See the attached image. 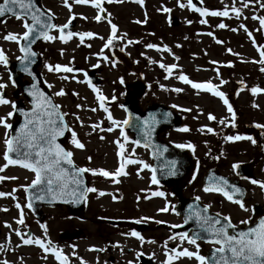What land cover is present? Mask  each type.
<instances>
[{
	"label": "rangeland",
	"instance_id": "1",
	"mask_svg": "<svg viewBox=\"0 0 264 264\" xmlns=\"http://www.w3.org/2000/svg\"><path fill=\"white\" fill-rule=\"evenodd\" d=\"M55 1L53 0L52 3H56ZM57 1L64 2V0ZM199 1L209 11H228V16H201L200 13H193L194 10L188 7V0H143L142 4L137 0H101L103 11L93 7L89 0L88 3L73 2L70 10L55 11L59 23L65 21L69 15H74L80 19L81 29L93 34L83 41L75 38L67 43L59 44L55 41L50 44L52 52L57 51L61 54L59 60L64 59L62 67L67 66L73 69L72 72L57 71L55 74L52 70L48 76L52 81L51 89L60 88L64 92L63 95L57 96L62 109L66 110L65 113L71 127L66 146L73 153L74 161L82 168L114 172L122 162L121 156L118 155L121 152L119 145L122 144L124 159L143 162L125 164L126 175L115 178H106L99 174L86 172L90 187L97 189L96 192L89 194L90 207L98 208L99 211H97L101 216L104 214L112 220L125 219L130 213L131 223L127 221L130 231L127 230L126 237L118 234L110 237L117 244L124 246L121 252L123 254L116 253L114 263L109 261L107 255L101 258L93 254H84L83 246L88 245L93 248L97 244H102V241L91 235L83 241H62L60 235L68 227L79 224L68 217V211L64 207L45 209L47 218L43 222H38L27 208L25 195V188L34 179V173L19 165L9 164L3 171H0V177H4L0 179V192L7 194L0 196V264H5V261L7 264H60V261L50 251L45 252L35 244L24 245L21 236L16 235L17 231L22 234L23 238L33 240L40 238L45 242L47 239L52 240L58 245L59 251L67 259L68 264H141L140 254L144 255L146 264H169V256L173 257L170 264H199L194 257H177L172 251L175 249L179 252L186 248L195 252L197 248L187 243L186 240L182 241L179 238L180 235L170 239L172 233L169 227L182 221L181 216L174 209L176 200L170 198L166 190L159 191L164 193L163 196L155 195L149 198L150 192H153L155 188L152 187L151 164L148 163V168L144 167L145 155L140 147L131 142V134L124 133L127 140L121 136L120 127L125 119L124 113L118 110L117 104L114 113L100 112L99 106H95V101L85 93L83 86L77 85L74 81V77L81 79L75 71L90 69L94 63L103 65L104 72L107 73L106 65L101 62L104 58L102 54L109 55L112 61L111 48L117 49L130 60L132 69L129 78L131 81L140 79L148 84L146 98L153 96L159 100L165 98L164 102L177 110L208 111L211 115L213 113L217 115L216 117L219 118H215L217 123H221L222 120L225 123H232L229 122L232 116L226 114L227 106L222 100L214 99L209 92L193 89L179 77L186 75L193 82L204 83V80L198 79V74H203L202 77L208 78L210 71L201 69L194 71V63L203 65L205 61L211 60L225 64L226 61L236 60L239 64L231 72L230 69L228 71L222 69L233 81L227 85L226 92L244 83L246 88L237 95L235 108L248 109L249 112L252 109H258L264 114V91L256 94L251 92L253 87L264 90V71H261L264 64L259 62L260 52L264 51V28L261 27L258 19L264 17V0ZM233 7L240 10L239 15L232 12ZM97 15L101 16L99 21L95 19ZM170 19H176L178 22L172 24ZM201 20L206 22L202 24ZM22 23V20L10 18L0 24V50L13 60L21 57L20 41L17 43L6 40L4 37L8 34L22 35L25 31ZM221 23L226 27L220 28ZM113 24L117 26L115 34L111 29ZM109 39L112 43L105 47ZM48 44L42 42L40 46L47 47ZM149 44L156 47L149 48L147 47ZM165 47L168 51L163 50ZM229 49H231L230 52ZM53 60L55 58L50 55L47 59L49 66H53ZM111 65L116 67L110 68ZM171 65H176V67L169 71L168 66ZM108 67L111 72L105 75L111 78L110 80L107 78L109 83L105 87L110 89L113 78L119 72V67L115 62H111ZM3 77L5 80L6 75ZM235 80H238V84ZM210 82L217 89L224 90L217 82ZM178 88L182 91H175ZM241 88L237 90L240 91ZM179 96L181 99H178ZM209 114L193 117L198 123L205 125L210 123ZM109 115L115 121L120 122V126H114L108 119ZM250 115L252 116V112ZM225 123L222 124L225 125ZM97 124L99 128L94 129L93 126ZM109 127L113 129L111 132L106 131ZM72 132L76 133L77 138L84 145L83 149H78L71 143ZM6 134H10L9 130L6 131L4 127H0V167L7 164L3 158L6 151L4 143L7 138ZM229 143L227 148L230 153L237 152L236 150L241 147L239 142ZM101 192L104 195H100ZM145 194L150 199L149 201L139 199ZM190 194L198 195L203 202L210 204L212 209L221 210L234 222L241 223L242 216L246 215L242 211L247 210L249 206V203L243 202L244 207L242 208L219 193L205 192L200 180H196L192 185ZM17 205L20 207L18 208ZM165 208L168 210L161 211ZM21 219L23 223H18ZM140 222L153 223L149 226L154 227V231L140 233V238L133 236L131 233L135 232ZM41 225L45 227L42 228ZM93 225L90 228H93ZM28 230L33 233V236L27 237L26 231ZM149 235H157L158 238L149 239ZM161 241L162 245H160ZM197 244L199 254L205 256L211 244L201 241H197ZM107 246H110L112 250L118 249L110 243H107Z\"/></svg>",
	"mask_w": 264,
	"mask_h": 264
},
{
	"label": "flooded vegetation",
	"instance_id": "2",
	"mask_svg": "<svg viewBox=\"0 0 264 264\" xmlns=\"http://www.w3.org/2000/svg\"><path fill=\"white\" fill-rule=\"evenodd\" d=\"M41 2L46 9H48L54 14L55 19L57 21L56 23L57 26H62L65 23H67L70 19H73L74 26L71 29H76L77 31L86 33L81 29L80 19H78L74 15H69L65 21H62L60 23H59V19H57L56 17L57 16L55 12L56 10L72 9L73 7L72 3L73 2L76 3L75 0H67V6L65 5V0L64 2L56 0L55 1L56 3H52L53 0H41ZM192 4H193V0H192ZM198 6L200 8L206 9V6H204L200 1L198 2L197 7ZM174 22L176 24V22L178 21H176L175 19ZM49 35L55 37V39L44 40L43 41L44 43H49L47 47L42 45L40 46L42 42L37 46L38 51L41 55V62H40V66L38 67V70L42 74L43 82L46 84L47 89L53 92L54 97L58 102L59 100L56 93L60 92L61 89L60 88H57V90L51 89L50 84L52 81L48 76L51 73L49 74L50 70H49V63H47V59L50 55H52V57L55 58V60H53L54 61L53 67L55 65L63 66L64 59L59 60L61 54L57 51L52 52L53 49L50 48L51 47L50 44H52L55 41H57L59 44L67 43L68 41H72L75 38L80 39V37L79 35H75L71 38H67L66 41H62L59 38L60 32L55 28H53L49 32ZM88 37L89 36H86L84 39H87ZM111 49H112V58L114 61L113 60L111 61L110 56L107 54H102L104 58L101 59V62H103L106 65L107 73L104 72L103 65H100L99 63H94V66L91 67L90 69H78L77 71H75L78 76L79 75L81 76V79L80 78L75 79L76 77H74V81L77 83V85L83 86L85 93L88 94V96L95 101V106L98 107L99 105L98 103L100 102L99 100H97V95H103L105 97L103 103H104V108H106L107 111H104L103 108L100 109L98 107L100 109L99 110L100 112L107 114L114 113L115 105L117 104L118 110L122 112V114L124 113L126 119L127 113L123 107V102L126 96V83L131 82V79L129 78L130 77L129 73H131L132 66L130 60H129L130 65H128V61L126 62L124 59L119 58L121 57L122 53L118 52L117 53L118 55L115 56L114 50L117 49H113V48ZM41 53H43V55ZM7 60L9 61L6 64L4 62H0V82L6 81L0 83L4 85L3 88H0V95H2L3 98H5L6 100L10 101V103L0 105V117H6L9 112H12L13 113L12 116L10 118H7L6 120L7 123L12 125L16 120L14 114L15 109L13 108L12 105L14 104L15 107L16 105H20V106L23 104L28 105L27 99L23 94V86L25 84L32 83L33 78L30 76H24V75L21 76L20 72H15V68L12 65V62L16 61L17 59L13 60L9 58ZM111 62L117 63L119 67L118 70L119 72H117V75L115 76V78H113V82L111 83L110 86L111 90H110L107 89V87L105 86L106 85L108 86L111 77L109 78L105 74L111 72L110 68L116 67L114 65H111V67L109 68L108 66L109 64H111ZM202 62L204 63V61ZM238 64L239 61L236 60L226 61L225 64L223 63L221 64V61L214 62L211 60H208L207 62L205 61V64L203 65L198 63L193 64L194 71H197V69L210 71V76L208 78L202 77L203 74H198V79L199 80L201 79L200 81L202 80H204L205 82L215 81L218 84H220V88L224 89L223 91H221L216 87L218 91H221L225 94L226 98L229 101V104L233 108V112L235 113V120L233 121V119H231L229 120V122L234 123L235 127H232V123H225V125H223L222 123H217L216 119L219 118L216 117L217 115H214V113L212 114V116H214L216 119L209 120L210 123L203 125L201 123H198L193 116L195 115L206 116L209 114L208 111L201 112L200 110H191V109L177 110L171 106L182 119L181 121L182 124L180 122L179 125L184 124L185 125L184 128H187L188 131H182V129L184 128L181 129L175 127L163 128L158 133L157 140L165 144V146L185 145V147L183 148L187 149L195 157L196 163H195L194 175L189 181L184 182V184L180 186L175 185L174 187H168L160 183H155V184L153 183L152 187H155L156 189L153 188L154 190L153 192H150L149 198L155 196L153 195V193L162 190H166L171 196L170 198L176 201L178 200L177 196L179 195H181L183 198L193 197L196 194H190V190L192 189V185L195 183V181L200 180L202 185V180L203 177L206 175V173H208L209 171H213L214 173H217L221 176H226L228 179H230L235 188H244L245 195L242 200V203L243 202L249 203L247 210L242 211L243 213L246 214L242 216L243 218L242 221H245L246 223H239L237 221L235 222L233 221V222L236 226H245L264 217V189H262L259 186V184L251 183V180L264 182V127H256V125H264V114L261 113L258 109H252L251 111L252 116H251L250 115L251 112H249L248 109L244 110L239 107L235 108L236 105L235 99L237 98V95H239V93L246 88L244 83L240 84L239 87H242L240 91L237 90L239 87L236 88L234 86L233 88H231L226 92L227 85L233 83V81L231 80V78L227 76L226 73L223 72V70L226 69L228 71L230 69L231 72L235 67L238 66ZM53 70H54V74L57 73L55 68ZM91 73L92 75H90ZM4 75H6L5 80H3ZM107 78H109V80ZM235 83L238 84V80H235ZM93 88L97 89V91L94 92ZM148 89L149 86L146 90L145 96L142 98L141 101L140 110L142 112H146L148 105L154 102H161L165 105L170 106L169 104L164 102L165 98H162V100H159V98H155V96L146 98L148 95ZM209 94L214 99H218L221 101L219 97L214 96L211 93ZM178 99H181V97L179 96ZM59 105L61 106L60 103ZM5 109L6 112H4ZM225 111L227 115L232 116V114L229 113L227 109H225ZM64 112H66V110H64ZM251 117H253V119ZM0 127H4V126L0 125ZM209 128L213 129V132H208ZM9 129L5 128L6 131ZM235 135L250 136L253 138V140H255V143H252L250 140L247 139L238 140V141H227L225 139L226 136H235ZM131 141L133 143V136H131ZM229 142H239V144L241 143V147H239L236 150L237 152L230 153L227 148L228 145L230 144ZM188 144L193 145V147L188 148L187 147ZM135 145H138V147H140L143 154L145 155L144 158L146 165H148V163L151 164L150 173L153 176L154 159L152 157L151 149L148 146H145V144L142 145L135 144ZM233 165H238V167L233 168ZM146 195L147 194L141 195L139 199H142L143 201L144 199L145 201H149L150 199H148V196ZM208 205L211 206L210 204ZM59 207L65 208V206H59ZM175 208L176 205L174 206V209ZM97 210L99 211L98 208L90 207V204H87L86 212L82 216L72 215L67 210L69 215L68 217L72 220L77 221L79 224H75L71 227H68V229L65 230L64 233L60 235V238L62 239L63 237H65V240L62 239V241H67V242L73 241L72 239L70 240V238L75 239V241H83L86 238H88V236L90 237L91 235L95 239L101 240L102 244H97L96 247L93 248L92 246H88V245L83 246L82 250L84 254H88V255L93 254L101 258L107 255L109 261L111 260L110 262L114 263L113 261L115 260L116 253H121L123 251L122 248L124 246L117 244L115 241H113V239H110V237L115 234H118L120 236L123 235L126 237L127 235L126 232L130 228L128 223H131L132 217H130V213H128L125 219L112 220L110 217L104 216V214L101 216L100 212H98ZM214 211L222 213V211L219 209H216ZM32 216L35 218L33 213ZM90 223H93L94 225ZM150 223L140 222L139 227L135 229V232L140 234V233H145V231H149V233H152L154 231V227L149 226ZM176 224H179V222ZM91 225H93V228H90ZM150 225H153V223H151ZM155 230L157 229L155 228ZM169 230L172 233L170 239L178 237L173 233L172 226L169 227ZM26 235L28 237H31L33 236V233L28 230L26 231ZM149 237H150L149 239H152L153 237L158 238L157 235L154 236L149 235ZM164 241H166L165 238ZM48 242L49 241L47 239L45 242L46 245ZM107 243L112 244L114 248L117 247L118 249L112 250L110 246H107ZM51 244L59 250V247L56 243L54 244L51 243ZM160 245H162V241ZM101 249H103V251H101ZM143 256H144L143 254L139 255L140 262L141 264H146L147 261Z\"/></svg>",
	"mask_w": 264,
	"mask_h": 264
},
{
	"label": "snow or ice",
	"instance_id": "3",
	"mask_svg": "<svg viewBox=\"0 0 264 264\" xmlns=\"http://www.w3.org/2000/svg\"><path fill=\"white\" fill-rule=\"evenodd\" d=\"M76 3H88L89 0H75ZM139 3H143V0H137ZM93 7L103 11L101 8V0H91ZM65 5L67 6V0H65ZM183 7V5H181ZM188 7L192 8L194 11L200 13L201 16L211 15V16H228V11H209L204 8L195 7L192 4V0H188ZM168 11V9H165ZM232 12L239 15L240 10L233 7ZM5 14H11L18 20H22V26L25 28V31L22 35L18 34H8L4 37L6 40H12L19 43L22 39L24 41H30L33 33H37L36 38L43 37L45 40H53L55 37L48 34L49 29H57L60 32V39L66 41L67 38H71L75 35H79L80 40L83 41L86 36H92V33H75L68 31L65 33V29L69 28V23H65L62 26H57L49 23L47 20H42L41 17L45 15L40 8L36 7L34 0H3V3H0V17L5 16ZM30 18L31 23H28ZM257 19V17H253ZM97 21L101 19L100 15L95 17ZM259 23L262 28H264V17H259ZM206 21L201 20L200 23H205ZM220 28L226 27L223 23L219 25ZM243 27V26H242ZM112 33L115 34L117 31L116 25H111ZM235 31L236 29H232ZM247 31V29H245ZM211 35V33H209ZM251 35V34H249ZM112 43V40L109 39L105 47H108ZM220 43V41H217ZM149 48L156 47L155 45H147ZM164 51H168L165 47ZM21 51L25 53L23 60H27L30 55H35L30 52V49L27 47H22ZM229 52L231 49L228 50ZM260 63L264 64V51L260 52ZM0 62L7 63L6 57L2 50H0ZM161 67H165L161 65ZM176 65L168 66V70L171 71L172 68H175ZM56 71L63 72H72L73 69L67 66H54ZM26 70V69H25ZM49 70H53V66H49ZM261 71H264V68H261ZM67 77H65L66 79ZM179 79L185 84L191 85L193 89L203 90L209 92L214 96L219 97L223 103L227 106V111L232 114L233 121L235 120V113L233 112L232 106L229 104L228 99L225 94L216 89V86L211 82L197 83L191 81L186 75H180ZM91 86V85H90ZM4 85L0 84V88H3ZM93 91L97 89L93 88ZM179 92L182 89H175ZM264 91L258 87H253L251 92L253 94ZM57 95H63L64 92L61 90L56 93ZM29 95L33 97V109L30 113H22L25 116V121L20 127L16 130L15 135L6 134V139L4 143L6 145V151L3 154V158L7 161L3 167H0V171H3L5 167L9 164L19 165L25 169H28L34 173V179L31 181L29 187L33 189H40L39 194L35 195V199L43 200L45 196H50L53 200L63 199L66 202L76 203L80 200L86 198L89 192H96L97 189L94 187H84L83 179L81 178V173L92 172L94 175L99 174L103 177H119L121 175H126L124 171L125 164L130 163H143L142 161H134L131 159H124L123 145L120 144L119 147L121 152L118 155L121 156L120 166L114 171L109 172L104 169L95 170L88 168H72L65 167V165L72 166L73 160L71 159L73 153L71 151L65 150L59 143L56 142L57 137L64 135L65 125L63 122V116L57 111L58 106L53 104L52 100L43 92L40 91L36 85L32 86V91L29 92ZM97 100L100 101V107L107 111L104 108L105 97L103 95H97ZM10 101L3 98L0 95V105L9 104ZM15 109V105H12ZM80 107V105H77ZM95 111V109H93ZM12 112H9L6 117H0V125H3L6 129L12 127L11 124L7 123V118L12 116ZM108 119L112 122L114 126H120V122L115 121L111 115L108 116ZM209 120L215 119L214 116L209 114ZM59 122V123H58ZM155 117H151L150 120L143 121V127L145 129V137H147L151 131L153 124L155 123ZM128 120L122 122L123 125H127ZM225 123V121H221ZM232 127H235V124L232 123ZM256 127H264V125H256ZM93 128H99V125H94ZM103 130V129H102ZM113 129L109 127L106 131L111 132ZM182 131H188L187 128L182 129ZM121 136H124L123 127H120ZM208 132H213V129L209 128ZM125 140L127 137L124 136ZM103 139V137H101ZM227 141H238V140H250L252 143H255L250 136L235 135V136H226ZM71 143L78 149H83L84 145L79 141L75 132H72ZM135 143H139L136 141ZM147 146V144L145 145ZM177 147L183 148L185 145H177ZM188 148H192L193 145L188 144ZM148 168V165H144ZM238 167V165H233V168ZM14 178V177H13ZM4 179V177H0ZM114 182H118L115 181ZM152 183H158L156 176H152ZM253 184H259V186L264 189V182L257 180H251ZM229 189L233 194L242 192L239 188H235L228 184L223 178L209 177V186L204 188L205 192H219L222 193L227 199L239 204L242 208L243 203L240 199H233V194H230ZM27 190V189H26ZM6 193L0 192V196H5ZM100 195H104L103 192ZM153 195L163 196L164 193L156 192ZM115 199V197H113ZM199 199V198H197ZM31 203L28 207L31 208ZM19 208L20 206L17 205ZM191 207V206H190ZM168 209H162L161 211H167ZM204 213L201 214L200 211L195 212L196 221L199 225L201 231L194 232L193 235L189 236L187 233H182L180 239L182 241L186 240L187 243L196 246L197 251H189L188 249H183L182 251L177 252L175 249L172 251L175 253V256H185L188 258H195L199 264H264V219H261L257 227L249 228L246 231H236L234 234H230L229 229H235V225L230 222V218L224 217L223 220L227 221L222 222L221 219L217 217H212L207 215V208L202 210ZM139 222V221H137ZM187 222V221H186ZM18 223H23V220H19ZM157 223H160L157 221ZM241 223H246L242 221ZM44 228V225H41ZM133 236L140 238L139 233L132 232ZM17 236H21L22 242L24 245L35 244L38 245L45 252H51L55 258L60 261V264H68L67 259L62 255V253L48 242L47 245L43 239L37 238H23L22 234L17 231ZM207 237V242L212 243L214 247L212 252V258L209 260L207 257L199 254V245L197 244L198 240L205 239ZM171 238V237H170ZM103 251V249H101ZM173 257H168V262L172 261ZM5 264L7 262L5 261Z\"/></svg>",
	"mask_w": 264,
	"mask_h": 264
},
{
	"label": "water",
	"instance_id": "4",
	"mask_svg": "<svg viewBox=\"0 0 264 264\" xmlns=\"http://www.w3.org/2000/svg\"><path fill=\"white\" fill-rule=\"evenodd\" d=\"M0 3H3V1H1ZM195 3L197 4V2ZM34 4L36 7L40 8L41 11L45 13V15L41 17L42 20H47L49 23L55 24L53 16L42 7L40 0H34ZM11 16H12L11 14H5V16L0 17V22ZM27 22L31 23L30 18L28 19ZM37 35H38L37 33H33L30 41H24L21 39V48L27 47L30 49V52L34 53L35 55H30L27 60H23L22 58L25 56V53L22 52L23 57L20 58V60L17 63H15V67L16 69L22 70L23 73L25 72L31 75L34 78L35 82L33 84L24 86V94L28 97L31 107L24 108L19 106L16 108V115L18 119L13 124L11 135H15L16 130L20 127L21 124L24 123L25 116L22 113H30L33 109V97L29 95V92L32 91V86L34 84L40 91H43L52 100L53 104L57 105L54 101L53 95L45 89L41 75L34 71L32 72L33 67L39 63L38 53L34 50V46L40 40L44 39L43 37L36 38ZM28 66H30L31 69L25 70V68ZM128 87L132 88V90L129 89L127 91L126 99L125 102L123 103L124 107L127 110L128 121H129V123L125 125V127L128 128L134 134V141H139V143L141 144H147V146H150L152 150V156L154 157V161H155L157 180L159 182L168 185L182 184L184 180L189 179L191 176L194 167V159L191 156H189V154L186 156V153H184L182 150H179L177 148H172L170 146H165L164 144H161L157 140V135L161 129L165 127L178 126L177 123H179L180 121L179 116H177V114H175L171 108H168L161 104H152L147 107L146 112H142L139 108V98L142 97L143 94L145 93V86L137 82V83H131L130 85H128ZM57 111L63 116V122L66 127H65L64 135L57 137L56 142L59 143L65 150H67L64 145V141L69 127L65 119V116L63 115L59 106ZM151 117H155L156 122L153 124L149 135L145 137V129L143 127V121L150 120ZM159 148L161 149V152H159ZM65 167H69L70 170L72 168H80L74 163V161L72 166L65 165ZM173 175H175L176 177L175 178L170 177ZM209 177L223 178L228 182L229 185L233 186L232 182L228 180V178L217 175V173L210 171L207 173V175L203 180L204 188L206 186H209ZM81 178L83 179V186L88 187L85 173H81ZM29 186L27 187L26 190L28 204L31 203L32 205L31 208L34 210V212L40 219H42V215L39 214V210H41L43 206H57L60 204H65L74 214H82L85 210L86 198L76 203L66 202L63 199L53 200L50 196H45L43 200H38L35 199L34 197L36 194H39L40 189L39 188L33 189ZM240 190L242 192V195L240 193L233 194L231 192V189H229V192L230 194H233V197L241 199V196H243L244 193V189H240ZM204 208H207V215L212 217H217L221 219L222 222L225 223L227 222L223 220L224 218L223 215L210 211L209 207L203 204L199 199H197V197L187 200H184L181 197H179V202L177 204L176 209L182 215L183 224L177 228V231L181 234L189 233L191 231V235H193L194 232L201 231V234L204 235L202 230L199 228L195 215H193L195 212L198 211H200L201 214L203 215L204 213L202 212V210ZM259 222L260 220L256 223L250 224L245 227H237V228L235 227V229H229V232L230 234H234L236 231H241V230L246 231L249 228L257 227L259 225ZM201 241L207 242V237H205V239H201ZM213 250L214 247H212L207 251L206 257L209 260H211L212 258Z\"/></svg>",
	"mask_w": 264,
	"mask_h": 264
}]
</instances>
